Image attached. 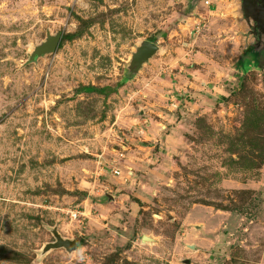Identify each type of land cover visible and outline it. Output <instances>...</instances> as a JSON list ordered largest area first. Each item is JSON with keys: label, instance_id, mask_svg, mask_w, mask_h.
<instances>
[{"label": "rangeland", "instance_id": "rangeland-1", "mask_svg": "<svg viewBox=\"0 0 264 264\" xmlns=\"http://www.w3.org/2000/svg\"><path fill=\"white\" fill-rule=\"evenodd\" d=\"M212 1L0 0V264H264V26Z\"/></svg>", "mask_w": 264, "mask_h": 264}, {"label": "water", "instance_id": "water-1", "mask_svg": "<svg viewBox=\"0 0 264 264\" xmlns=\"http://www.w3.org/2000/svg\"><path fill=\"white\" fill-rule=\"evenodd\" d=\"M61 32H56L51 34L47 31L45 38L36 44L33 51L28 54L27 63L35 61L38 57L53 53L59 46L61 39ZM159 51V46L151 41L142 40L135 47L134 51L131 53L130 61L127 66L129 73H138L143 65L150 61V59ZM109 198V197H108ZM55 237V241L46 243L42 248L41 252L46 253L53 248H65L68 252H72L76 249V241L68 238H64L60 235L56 228L52 230ZM146 235L142 237V240ZM148 237V236H147ZM144 241V240H143Z\"/></svg>", "mask_w": 264, "mask_h": 264}, {"label": "flooded vegetation", "instance_id": "flooded-vegetation-1", "mask_svg": "<svg viewBox=\"0 0 264 264\" xmlns=\"http://www.w3.org/2000/svg\"><path fill=\"white\" fill-rule=\"evenodd\" d=\"M242 5L246 14L252 16L253 30L257 35V25L264 26V0H242Z\"/></svg>", "mask_w": 264, "mask_h": 264}, {"label": "built area", "instance_id": "built-area-1", "mask_svg": "<svg viewBox=\"0 0 264 264\" xmlns=\"http://www.w3.org/2000/svg\"><path fill=\"white\" fill-rule=\"evenodd\" d=\"M212 2H213L212 0H204V3L206 5V7H208V8H210L212 6ZM113 173L115 175H119L120 171L118 169H114ZM39 206L41 208L47 209L49 211L58 213V217H60L61 215H64L63 216L64 218H69L70 220L76 219L79 216V214H80L79 211L72 210V209H69V208H65L63 206H57V205H51V204H43V203H40Z\"/></svg>", "mask_w": 264, "mask_h": 264}, {"label": "bare ground", "instance_id": "bare-ground-1", "mask_svg": "<svg viewBox=\"0 0 264 264\" xmlns=\"http://www.w3.org/2000/svg\"><path fill=\"white\" fill-rule=\"evenodd\" d=\"M34 47H35V45H34V46L32 47V49L29 51L30 53L33 51ZM143 240H144V242H150L151 238L145 236V238H144Z\"/></svg>", "mask_w": 264, "mask_h": 264}, {"label": "trees", "instance_id": "trees-1", "mask_svg": "<svg viewBox=\"0 0 264 264\" xmlns=\"http://www.w3.org/2000/svg\"><path fill=\"white\" fill-rule=\"evenodd\" d=\"M253 46H255V44L252 45V46H250V47L248 48V50H249L251 47H253ZM121 84H122V81H119V82H118V86L121 85Z\"/></svg>", "mask_w": 264, "mask_h": 264}]
</instances>
